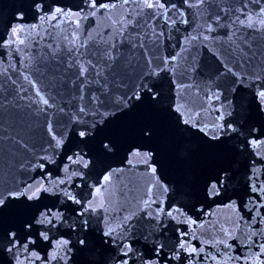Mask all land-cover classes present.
Listing matches in <instances>:
<instances>
[{
  "label": "water",
  "instance_id": "1",
  "mask_svg": "<svg viewBox=\"0 0 264 264\" xmlns=\"http://www.w3.org/2000/svg\"><path fill=\"white\" fill-rule=\"evenodd\" d=\"M98 2L110 3L112 0H98ZM115 2L117 7L110 12L104 15L98 13L95 17L81 21L80 31L76 33L80 40H85L89 34L91 35L87 48L80 49L85 54L84 58L94 62L100 60L102 64L107 63L102 55L98 54H102L104 48L115 44L114 53L118 56L115 69L114 71L106 70L105 76L109 79L116 76L123 79L129 86L138 82L139 74L149 70L148 61L151 60L152 68L157 66L165 68L159 76L149 77L161 92V106L167 108L175 101L184 102L199 110V106L204 105L206 110L201 113V117L202 122L205 123L214 120L218 113L207 109L204 96L209 88L219 91L221 100L217 102V106L223 103L224 108L221 111L232 113L231 116H226L225 123L229 120L233 121L240 131L229 138L228 145L221 148H209L202 142V139H207L203 133L188 128L187 131L173 135L156 114L142 112L129 118H118L90 145V156L94 158V166L81 169L86 173L82 181L79 178L73 180L74 193L86 202L94 194L93 185L103 183V175L112 169H123L113 176L110 184L106 185V191L102 189L101 196L105 200L107 211L101 210L88 214L87 232L79 228L77 222L82 218L73 211L78 210L80 206L69 201L61 203V198L46 193H42L41 199L32 203L40 205L41 210L52 207L64 213V222L57 228L51 229L50 236L53 240L63 237L72 241L70 246L73 247V251L69 254L71 259L68 264H119V261L123 259H128V264H143V261L154 259H158L159 264H164V257L175 248L179 239L177 229L189 230L190 226L186 223L189 217L196 220L197 224L204 222V228H199L197 225L191 226L195 230V239H192V244L198 248H205V252L194 260V264H216V261L204 259V257L216 256L224 261L227 259L224 253H230L232 256L231 260H227V264H245L243 259L237 261L235 257L237 255L249 257L257 252L258 248L248 249L244 246L247 243L246 236L250 234V228L245 225L244 220L240 221L241 231L237 234L238 238L229 241L234 245L232 249H225L222 245L215 244V239L219 238V226H234L238 215L251 223L253 213L248 212L245 204H249L248 197L253 195L248 189V175L254 166L253 161L260 169L257 174L261 180H264V145L254 150L249 142L251 127L260 130L253 134L257 139L264 138L260 135V132L264 131V101H261L257 95L259 88L264 86V31L258 30V25L255 29L240 28L239 25L229 28L228 25L238 14L233 11L234 9L246 3L245 13L255 15L264 8V0L260 3L256 0H206L200 9L189 7L184 0H165L168 5H176V8L168 13L170 17L176 19L181 11L184 13V16L171 28L163 18L155 17V13L159 10L144 8L142 4L137 7V4L133 3L122 6V0H115ZM31 3L32 0H0V41L9 39L11 29L17 25L25 29L23 38L26 40L20 52L0 47V102L12 101L21 87L27 89L23 95L34 98L36 88L46 89L44 94L54 97L55 104L63 107L68 113V115L57 113L55 108L50 110L54 113L51 117L54 130L57 133H66L68 136L65 149H70L68 152L70 155L72 151H75L72 148L73 134L70 130L75 125L72 124L69 116L73 106L78 107L79 101L78 85L71 83L75 79L76 69L65 71L70 55L68 52L70 45L64 37L68 36L71 39L75 24L64 22L54 28L51 24L43 23L35 9L30 7ZM44 3L59 4L70 11H78L84 7L83 0H44ZM19 14L23 15V19H18ZM216 16L220 17L219 24L215 22ZM129 18L133 23L127 26L122 37L119 31L121 24L126 23ZM183 19H186L187 23L180 22ZM209 23L215 29L212 32L206 31ZM52 24H55V21ZM33 25L37 28L33 29ZM153 28L157 32L164 33V36L155 42L152 36ZM236 29L239 30L230 41L229 33ZM40 36L43 39H40ZM141 36L145 47L133 48L130 38L136 39L139 43ZM204 36L209 38L204 39ZM49 44L60 46L57 53L59 59L56 61L51 60ZM241 48L246 54L244 57L240 55ZM173 56L176 57L175 67L169 71L168 67L171 65L166 67L164 59ZM225 64L232 67L233 71L228 72ZM234 72L251 73V77L241 84L233 75ZM256 75H261V80H255ZM25 76L35 82L36 88L25 80ZM178 85L184 87L179 88ZM100 90V86L96 84L91 85L89 89L94 92ZM125 90L121 88L115 91ZM229 101L231 104L228 103ZM20 103H27V101ZM28 112L29 110L26 109L23 113V124L19 121L16 110L10 109L5 112L0 134H23L26 130L24 125H31L35 129L37 117L35 114L29 116ZM149 119L163 130L160 137L146 141L139 132V128L143 121ZM179 120V115L173 112L171 124L174 125ZM180 127L186 126L181 124ZM43 135L51 139L47 136L46 128L43 130ZM104 139L111 142L113 149L111 152L102 148L100 142ZM32 142L38 149V138ZM136 148H139L141 152L151 148L157 150L162 165L158 166L157 176L163 184L168 186V193L163 192V188L157 184L156 178L151 176L139 157H130L129 154ZM256 152H260L261 155L257 156ZM54 158L56 163L48 164L47 168L52 170V175L55 177L62 175L63 164L68 161L63 150ZM129 159H133V164L136 166L130 165ZM223 166L229 167L234 173L226 191L214 198L203 195L201 190L205 182L215 175L219 167ZM13 175L19 182L38 177L41 173L37 169L34 172L27 171ZM0 177L5 182L9 181L10 175L6 166L0 165ZM149 187L152 188V198L157 201L152 204V208L160 207L161 201L165 210L178 206L185 213L184 217H179L181 222L164 217L166 227L158 228L156 221L141 211L144 207L143 201L149 196ZM232 200L236 201L238 210L234 211L227 206ZM53 201H55L54 204ZM261 211L264 212V209ZM132 213H135V216L131 221L133 227L128 234V240L133 251L129 257H123L116 247L102 243L105 238L101 233L106 227L103 219L107 216L111 223L116 225L124 215ZM16 215L18 213H10L8 220H15ZM74 224L77 225L75 230ZM211 225H216L217 228L213 229ZM251 228L261 229L264 225L255 224L251 225ZM81 237H86L88 244L82 251H77L81 247L78 243ZM188 238H191V233ZM157 240L166 245L160 258L155 257L152 251ZM205 241L208 243L205 244ZM30 247H34L42 258L47 259L52 245L38 240L37 245ZM6 258L7 254L0 256V264H6ZM188 259L187 254L182 253L180 261L169 260L168 264H187ZM35 264H40V261H36ZM52 264H64V262L53 261Z\"/></svg>",
  "mask_w": 264,
  "mask_h": 264
},
{
  "label": "snow or ice",
  "instance_id": "2",
  "mask_svg": "<svg viewBox=\"0 0 264 264\" xmlns=\"http://www.w3.org/2000/svg\"><path fill=\"white\" fill-rule=\"evenodd\" d=\"M256 2L260 3L261 0H256ZM83 3L84 7L78 11L66 10L59 4L46 5L44 0H32L30 5V7L35 9L39 19L43 23L51 24L54 28L64 22L75 24L71 39L68 36L64 37V40L68 41L70 45L68 48L70 55L65 71L76 69L75 79L71 83L78 85L79 104L78 107L73 106L71 115L69 116L72 124L75 125V127L70 129L73 134L72 148L75 151H72L70 155L68 154L70 149H65V141L68 139V136L66 133H57L54 130L53 120L51 119L54 113L50 112V110L55 108L57 113H64L66 115L68 113L63 107L55 104L54 97L44 94L46 89L41 90L40 88H36L35 82L30 80L28 76L24 78L32 84L33 88H36L35 98L23 95L24 92H27V89L21 87L19 88L18 95L12 101H8L7 103L0 102V126L4 122V113L10 109L16 110L18 119L22 124L24 122L23 113L26 109L29 110V116L35 114L37 117L35 129L31 125H24L26 130L23 134H0V165L6 166L10 175V179L7 182L0 177V256L7 254L6 264H35L36 261H40V264H52L53 261L59 262L61 260L64 264H68V261L71 259L69 254L73 251V247L70 246L72 245V241L63 237L53 240L50 236L51 229L57 228L64 222V213L58 208L52 207H45L44 210H41L40 205L32 202L40 200L41 194L46 193L61 198V203L69 201L80 206L78 210L74 209L73 211H76L82 218L77 222L79 228L83 232H87L89 227L88 214L101 210L107 211L105 200L101 196L102 189L106 191V185L110 184L113 176L123 169H112L103 175V183L93 185L94 194L86 202L79 199L74 193L73 180L74 178H79L82 181L86 173L81 171V169H88L90 166H94V158L90 156V145L109 125L115 123L118 118H129L142 112L156 114L173 135L187 131L188 128L203 133V136L207 137V139H202V142L209 148H221L228 145L229 138L233 137L234 133L240 131L233 121L229 120L225 123L226 116H231L232 113L231 111H221L224 108V104L220 103L217 106V102L221 100V94L219 91H213L211 88L208 89V93L204 96V101L207 109L218 113V115L210 123L202 122L201 113L206 110L204 105H200L199 110H197L192 105L174 101L167 108L162 107L161 92L149 77L155 78L159 76L160 72L164 71L165 68H160L159 66L152 68L151 60L148 61L149 70L139 74L137 77L138 82L131 84V86L116 76H113L111 79L105 76L106 70L114 71L115 69L116 60L118 59V56L114 53L115 44L104 48L102 54H98L102 55L103 60L107 61V63L102 64L100 60L94 62L91 59L84 58L85 54L80 51L81 48H87L91 35L89 34L85 40H80L76 33L80 31L82 20L95 17L98 13L104 15L110 12L111 9L116 8L117 4L115 0H112L110 3H100L98 0H83ZM129 3L137 4V7H140L142 4L144 8L159 10L155 13V17L163 18L164 22L169 25V28L173 27L177 23V20L184 16V13L181 11L179 17L176 19L170 17L168 13L176 8V5H168L165 3V0H139V3H137V0H122V6ZM184 3L189 7L200 9L206 3V0H184ZM245 8H247L246 3L242 4L240 8L233 10L238 14L235 15V18L228 27L235 28L236 25H239L240 28L255 29L258 25V30L264 31V8H261L255 15L245 13ZM18 19H23V15L19 14ZM53 21H55V24H52ZM180 22L187 23V20L183 19ZM215 22L219 24V16L215 17ZM132 23V19L129 18L126 23L121 24L119 31L122 37L127 26ZM36 28L37 26L33 25V29ZM214 30L213 25L209 23L206 31L212 32ZM238 30L236 29L229 33L228 38L230 41ZM24 33L25 29L17 25L11 29V37L9 39L0 41V47H6L15 52L22 51L21 46L26 44V40L23 38ZM37 36H39V32H37ZM152 36L154 38L153 42H155L160 40L164 36V33L163 31L157 32L153 28ZM208 38V36H204V39ZM40 39H43V37L40 36ZM130 42L133 48L145 47L142 36L139 39V43L136 39L132 38H130ZM48 47L51 49V60H58L59 56L57 53L60 50V46L49 44ZM240 55L241 57L246 56L242 48L240 49ZM175 60V56L164 59L166 67L171 65V67H168L169 71H172L175 67ZM225 68L228 72L233 71L232 67L228 64H225ZM233 75L237 77L238 82L241 84L251 77V73L241 74L234 72ZM261 78V75L254 77L257 81L261 80ZM93 84L99 85L101 90L99 92L89 91ZM178 87L183 88L184 86L178 85ZM121 88L126 90L122 92L115 91ZM257 95L261 101H264V86L259 88ZM21 101H27V103L22 104L20 103ZM228 103L231 104V101ZM173 112L177 113L180 117V120L174 125L171 124ZM87 117H91V119H87ZM241 119L243 120L244 117L242 116ZM181 124L186 127L181 128ZM45 128L47 136L51 137V139H47L43 135ZM162 130L157 123L150 119L143 121L139 128V132L146 141H151L157 136L160 137ZM257 131L260 130L255 127H251L249 131V142L254 150L264 145V138L257 139L253 135ZM260 135L264 137V131H261ZM37 138L39 141L38 149L36 144L32 142L37 140ZM212 141L216 143H210ZM100 143L102 148L107 152L113 150L109 140L104 139ZM85 149H88V151H85ZM61 150L64 151V156L68 162L63 164L62 175L54 177L52 170L48 169L47 165L56 163L54 157ZM129 155L132 158L139 157L140 162L150 171L151 176L156 178L157 184L163 188V192L168 193V186L163 184L157 176L158 166L162 165L160 155L155 148L143 152L139 148H136ZM256 155L260 156L261 153L256 152ZM128 163L136 166L133 164V159H129ZM73 165H76V167H72ZM253 165L248 175V189L253 195L248 197L250 206L249 204H245L248 212L253 213L251 223L243 216L238 215L234 226H219V238L215 239V244L222 245L225 249H232L234 245L229 243V241L238 238L237 234L241 231L240 221L244 220L245 225L250 228V234L246 236L247 243L244 246L248 249L256 247L258 251L249 257L237 255L235 259L237 261L243 259L245 264H264V228H251V225L255 224L264 225V212L261 211L264 209V180H261L257 174L260 169L255 166V161H253ZM37 169L40 170L41 175L29 180L18 182L13 175L27 171L34 172ZM233 176L234 173L229 167H219L215 175L205 182L201 193L209 198L220 196L222 192L226 191ZM75 187H79V185H75ZM148 191L149 196L143 201L144 207L141 211H144L147 217L155 220L158 228L166 227L163 220L164 217L176 220L178 223L181 222L179 217H184L185 213L180 207L172 206L165 210L163 201H161V206L153 209L152 204L157 201L152 198L151 187H149ZM54 203L55 201H53ZM227 206L234 211L238 210V206L234 200L230 201ZM10 213H18L15 220H8ZM209 215L211 214L209 213ZM134 216L135 213L124 215L116 225H113L107 216L103 219L106 227L101 233L105 238L102 240V243L113 245L120 251L123 257H129V254L133 251L128 240V234L133 227L131 221ZM186 223L190 226L189 230L182 231L177 229L179 239L175 248L170 250L168 255L164 257V264H168L169 260L180 261L182 253H186L187 257H189L187 264H194V260L201 253L205 252L204 247L198 248L192 244V239H195V230L191 227L192 225H197L199 228H204V222L197 224L196 220L189 217ZM76 227L77 225L74 224L73 229L75 230ZM211 227L213 229L217 228L216 225H211ZM190 233L191 238H188L190 237ZM38 240L51 243L52 245L47 259L42 258L34 247H30L37 245ZM78 243L81 247L77 251H82L87 247V238H79ZM207 243L208 241H205V244ZM165 247V243L157 240L152 250L155 257L160 258ZM224 256L227 258L224 261H221L216 256L207 255L204 259L216 261V264H227V260H231L232 256L230 253H224ZM119 264H128V259L120 260ZM143 264H159V261L158 259L146 260L143 261Z\"/></svg>",
  "mask_w": 264,
  "mask_h": 264
}]
</instances>
